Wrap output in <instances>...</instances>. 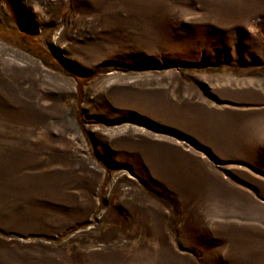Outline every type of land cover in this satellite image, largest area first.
Instances as JSON below:
<instances>
[{"label":"rangeland","instance_id":"rangeland-1","mask_svg":"<svg viewBox=\"0 0 264 264\" xmlns=\"http://www.w3.org/2000/svg\"><path fill=\"white\" fill-rule=\"evenodd\" d=\"M0 264H264V0H0Z\"/></svg>","mask_w":264,"mask_h":264},{"label":"trees","instance_id":"trees-1","mask_svg":"<svg viewBox=\"0 0 264 264\" xmlns=\"http://www.w3.org/2000/svg\"><path fill=\"white\" fill-rule=\"evenodd\" d=\"M28 52H33L32 50L26 48ZM40 51L37 53V56L47 65L51 66L52 68L56 69V70H59L61 72H64L66 74H69V71L63 67V66H60L58 64H56L54 62V60L52 59L51 55L49 53H47L46 51H44L42 48L39 49ZM5 235H8L7 233H4ZM67 235V233H63L60 237H57V238H49L48 237V240H51V241H57V240H61L63 237H65Z\"/></svg>","mask_w":264,"mask_h":264}]
</instances>
